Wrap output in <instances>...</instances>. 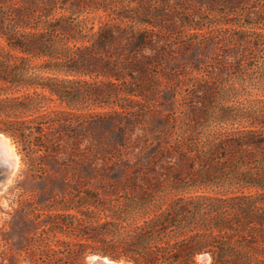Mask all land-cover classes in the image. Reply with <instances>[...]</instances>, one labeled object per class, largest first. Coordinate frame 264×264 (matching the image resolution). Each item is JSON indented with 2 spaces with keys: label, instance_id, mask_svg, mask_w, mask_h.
<instances>
[{
  "label": "trees",
  "instance_id": "1",
  "mask_svg": "<svg viewBox=\"0 0 264 264\" xmlns=\"http://www.w3.org/2000/svg\"><path fill=\"white\" fill-rule=\"evenodd\" d=\"M64 5L70 11L67 16L45 18L35 25L27 20L11 23L15 30L2 32L9 58L16 62L43 58V69L79 75L77 80L86 84L82 76H104L115 79L111 84L116 87L119 81L129 83L172 60L191 66L193 86L207 95L219 77L248 64L264 43V0H75ZM240 5L249 9L237 20L221 11ZM89 10L102 13L98 18L73 17ZM12 67H20V62ZM0 77L9 81L7 76ZM35 85L68 100L57 84ZM144 89L128 86L122 92L136 104ZM100 92L99 88L89 91L90 96ZM129 107L116 111L122 115ZM244 116L248 124L224 126L238 117L228 112L217 117L218 127L197 130L192 121L200 116L191 112L185 128L173 133L174 139L169 130L154 132L153 141L145 146L137 138L131 151L133 162L123 159L128 135L119 126L117 141L96 150L120 157L127 182L137 177L142 161L147 160L151 166L144 169L142 179L156 186V191L165 186L174 194L146 193L140 187L144 193L129 198L122 209L143 211L147 218L124 225L122 209L118 213L103 209L105 215L83 229L84 241L66 244L69 255L77 261L96 252L133 264H197L200 254H208L210 264H264V123L255 112ZM17 124L0 126V131L33 145L35 131L21 126L23 122ZM37 133L47 139L52 136L43 129ZM200 189L214 192L197 193ZM90 240L96 244L90 246Z\"/></svg>",
  "mask_w": 264,
  "mask_h": 264
},
{
  "label": "rangeland",
  "instance_id": "2",
  "mask_svg": "<svg viewBox=\"0 0 264 264\" xmlns=\"http://www.w3.org/2000/svg\"><path fill=\"white\" fill-rule=\"evenodd\" d=\"M74 2L0 0V76H7L9 80L0 79V121L5 122L0 126L12 128L23 122L21 126L35 131L33 145L18 142L0 131L10 139L19 157L12 180L0 190V264H88L92 255L133 264L96 252H89L84 260L77 261L66 247L70 241H84L83 229L87 223L104 216L103 209L118 213L126 208L129 198L141 196L144 191L140 187H144L146 193L174 194L165 186L156 191V186L142 179L144 169L151 166L147 160L142 161L137 177L127 182L120 170V157L112 158L115 153L102 149L97 151L98 147H109L117 141L119 126L124 127L128 135L127 154L123 159L133 162L135 157L131 151L137 138L145 146L153 141L154 132L169 130L173 136L176 130L185 128L191 112L200 116L199 121H192L197 130L218 127L217 117L228 112L238 117L225 121L223 125L227 127L241 126L240 122L248 124L246 112H255L264 123V43L248 64L230 68L228 74L219 77V82L207 95L193 86L192 67L182 62L175 64L172 60L151 68L148 75L129 83L119 81L116 87L111 84L115 79L104 76H82L90 83L86 84L77 80L79 75L43 69V58L25 62L9 58L6 54L9 46L2 32L15 30L11 23L27 20L35 25L45 18L67 16L70 11L64 4ZM248 9L240 5L221 11H225L230 20H237ZM89 11L73 17L98 18L102 13ZM206 16L212 17L211 14ZM18 62L20 67H12ZM6 66L9 67L6 69ZM36 82L57 84L67 92L68 100L62 101L48 90L36 87ZM128 86L136 90L145 88L140 103L124 98L122 89ZM91 88H99L100 95L90 96ZM36 90L45 93V97ZM122 106L132 112L127 110L119 115L116 110H122ZM44 114L47 116L41 118ZM159 118L163 120L159 122ZM41 129L51 132V138L37 135ZM103 154H107L106 157ZM201 192L214 191L200 189L197 193ZM122 213L126 215L124 225L142 222L149 216L131 209L126 212L122 209ZM89 243L90 246L96 244L91 240ZM204 255L197 257V264H210L211 257L207 259Z\"/></svg>",
  "mask_w": 264,
  "mask_h": 264
},
{
  "label": "bare ground",
  "instance_id": "3",
  "mask_svg": "<svg viewBox=\"0 0 264 264\" xmlns=\"http://www.w3.org/2000/svg\"><path fill=\"white\" fill-rule=\"evenodd\" d=\"M18 165L19 157L15 154L10 139L0 132V190L12 180ZM204 257L210 258L208 254H205ZM103 258V264H121L120 262H113L108 257Z\"/></svg>",
  "mask_w": 264,
  "mask_h": 264
},
{
  "label": "water",
  "instance_id": "4",
  "mask_svg": "<svg viewBox=\"0 0 264 264\" xmlns=\"http://www.w3.org/2000/svg\"><path fill=\"white\" fill-rule=\"evenodd\" d=\"M105 256H100V255H92L89 259H88V264H103L104 263V258ZM111 260V259H110ZM113 262H118L115 260H112Z\"/></svg>",
  "mask_w": 264,
  "mask_h": 264
}]
</instances>
